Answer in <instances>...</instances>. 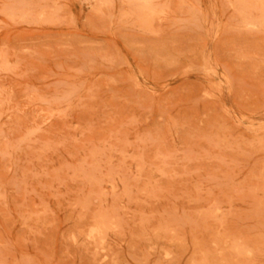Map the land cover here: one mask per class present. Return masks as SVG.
I'll return each mask as SVG.
<instances>
[{"label": "rangeland", "instance_id": "374dc122", "mask_svg": "<svg viewBox=\"0 0 264 264\" xmlns=\"http://www.w3.org/2000/svg\"><path fill=\"white\" fill-rule=\"evenodd\" d=\"M0 264H264V0H0Z\"/></svg>", "mask_w": 264, "mask_h": 264}]
</instances>
